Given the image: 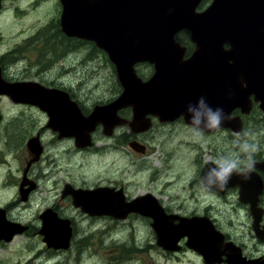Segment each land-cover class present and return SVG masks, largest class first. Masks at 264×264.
<instances>
[{"label": "flooded vegetation", "instance_id": "obj_1", "mask_svg": "<svg viewBox=\"0 0 264 264\" xmlns=\"http://www.w3.org/2000/svg\"><path fill=\"white\" fill-rule=\"evenodd\" d=\"M47 1L50 2L46 8H53L54 15H56L54 21L42 23L30 33H27L30 28H28V23H25V28L21 30V33L26 32L27 34L23 33L21 37L16 38V42L7 49L0 47L1 78L8 84H14L20 96L14 99L6 93H0V221L8 229L12 228L0 235V251L2 249L5 251V246L9 249L13 248L11 245L15 244L17 237L23 236L36 239V242L44 247V250L39 249L38 257H44V252L48 254L49 251L53 254L64 253L73 246L77 247L74 245L77 232L81 230L80 228H84L78 222L84 224L85 221L92 220L105 224L104 230H100L101 235L109 232L112 234V229H119L121 226L123 230L125 227L129 228L125 231H129L130 234H125L123 240L117 243L118 249L106 263L128 264L130 257L136 256L138 252L143 251L144 247L139 245L138 239L131 230L134 225L129 226L126 221L132 220L130 218L133 217L148 221L155 233L152 227L153 219L137 212L129 213L123 219L106 214L93 215L75 202L72 193L75 189H94L103 186L115 188L116 191L121 190L127 202L143 195H130L127 182L120 183L117 178L94 187L81 185L77 183V178L72 176H63L60 181L57 173L66 168L60 165V161L70 157H86L88 152L93 151L92 149L97 145H100L97 148L103 153L116 151L127 157L136 153L143 158L152 154L154 145L174 141L187 145L189 151L193 152L191 164L194 171L184 178V181H187L184 185L188 189L187 195L182 202L176 201L175 207L179 208L173 209L171 204L167 205L156 194L147 192L159 199L169 216H180V218L184 216L194 220L195 218H208L223 238L222 242L220 239L218 241L222 243L219 245L220 250L223 251L227 246V249L232 251L233 245L236 251L241 252L242 258L253 261V264H264V236H259L257 233V231L264 233V170L260 165L264 161V109L261 106V95L250 91L251 89L248 91L249 84L242 82L241 86L244 89L247 88V98L244 103L237 105L231 111L226 109L225 114H229L231 119H225L219 128L213 130H194L190 121H187L185 113L179 114L176 118L167 119L165 116L161 118L158 112L151 113L148 108V111L145 110V118L149 119V122H146V128L135 130L136 127L132 123L133 107L128 105L116 111L118 119L116 117L115 119L120 122L113 127L111 133L106 134L104 132L106 126L100 122L94 130L90 131V143H87V127L83 121L79 124L74 123L76 119L80 120L83 119L82 116L91 115L97 106H106L114 102L122 94L124 88L117 75V67L105 49L100 48L94 40L63 31L61 18L64 7L61 0L25 1L22 7L16 6L13 9L15 15L11 21L16 25L19 13L24 12L25 7L43 8ZM6 2L7 0H1L0 15L5 11ZM211 3L212 0H202L196 12L205 11ZM174 38L185 50L183 60H188L199 50L189 29L178 31ZM228 47V43L222 45V48ZM93 59L96 61L103 59L102 63L111 69L113 88L110 89L114 95L105 100L98 99L86 104L82 102L79 95V89L83 85L81 65L88 66ZM55 64L59 67L57 73L54 72ZM156 65L153 60L151 62L149 59L141 58L140 62L135 64L137 75L146 83L157 72ZM51 70L55 76L52 75ZM77 76L81 78L79 81H76ZM67 77L70 79H64ZM100 84L103 85L102 82ZM34 88L45 91L44 98L38 97V94L35 95L36 92L32 91ZM47 94L53 95L47 97ZM36 97L47 103L45 107L43 103L40 105L39 100L34 99ZM51 99L57 103V106L50 105ZM161 99L160 102L163 103L164 98L161 97ZM63 117L66 124H63ZM100 131L108 146H101L106 142L99 141L96 133ZM132 143L140 151L132 147ZM249 152L253 161V171L249 179L252 180L253 187H250V190H257L259 181L262 183V190L257 200V207L261 209L258 228L254 225L256 213L253 212L251 203L241 198L242 190L240 185L235 183L237 180L232 177L223 189L208 187L201 182L204 172L215 167L213 164H206L208 160L205 156H210L209 160H211L220 155L231 154L238 156L242 162H246ZM161 157V163L164 165L167 159L166 154L163 152ZM145 170H149L155 180L163 173V170L153 164L146 166ZM230 182H233V185ZM245 190L248 191L249 188ZM181 191L186 193L182 188ZM217 203L229 205L230 212L216 213ZM184 207L191 209L187 211L183 209ZM61 220L68 222L70 233H72L69 246L65 249L51 247L45 240L46 232L51 234L63 232L64 226ZM178 222L179 219L176 218L175 223ZM102 238L105 237L102 236ZM87 239L89 241H84L82 252L93 240L92 236L86 237L85 240ZM215 239L218 240V238ZM188 241V236L185 235L178 243L179 250L163 249L169 253L189 250L200 257L203 264H228L226 249L220 252V257H209V259H214V262H207L203 254L188 245ZM94 252L98 251L94 250ZM89 253L92 254V250ZM0 264H3L1 257Z\"/></svg>", "mask_w": 264, "mask_h": 264}, {"label": "water", "instance_id": "obj_2", "mask_svg": "<svg viewBox=\"0 0 264 264\" xmlns=\"http://www.w3.org/2000/svg\"><path fill=\"white\" fill-rule=\"evenodd\" d=\"M61 2L64 7L61 18L63 31L94 40L100 48L105 49L117 67V75L124 88L114 102L95 107L92 114L82 116L81 121L76 119L74 123L83 121L87 127V143H90V131L100 122L106 126L104 132L111 133L120 122L116 120V111L128 105L133 107L132 123L135 130L146 128V122H149L145 118L147 108L151 113L158 112L161 118L165 116L167 119L185 113L187 121H190L191 114L187 112V106L190 103L196 105L200 97H204L213 109L219 107L224 112L226 109L231 111L247 98V88L241 86L242 82L249 84L248 91L251 89L261 95V106L264 109V0H212L202 12H196L202 0ZM183 29L191 31V37L199 49L188 60H183L185 50L174 38L175 33ZM225 43L229 44L228 48H222ZM141 58L155 61L158 68L153 78L146 83L137 75L135 68ZM32 91L44 98L45 91L37 88ZM0 93H6L14 99L20 97L14 84L3 81L1 70ZM161 97L164 98L163 103L160 102ZM34 99L39 100L37 97ZM41 103L44 107L47 104L42 100ZM49 103L57 106L53 99ZM63 121L64 124L65 118ZM131 146L140 151L133 143ZM260 165L264 170V161ZM233 179L241 187V198L251 203L256 213L254 225L258 228L261 209L257 207V200L262 190L261 181L257 190L252 191V180H244L237 175H233ZM230 184L233 185V182ZM247 188L248 191L245 190ZM72 195L82 209L93 215L106 214L123 219L129 213L137 212L152 218L158 245L166 250H179L180 239L187 235L188 245L203 254L207 262H214L209 257H220L226 249L228 264H253V261L242 258L241 252L236 251L233 245L232 251L227 246L223 251L220 250L223 238L208 218L194 220L184 216H169L159 199L149 192L130 202L125 201L121 190L116 191L112 187L75 189ZM176 218L179 219L178 223H175ZM61 221L63 232H46L45 240L51 247L65 249L69 246L72 233L68 222ZM8 230L12 228L8 229L0 221V235ZM257 233L264 236V233ZM219 239L221 242H218Z\"/></svg>", "mask_w": 264, "mask_h": 264}, {"label": "rangeland", "instance_id": "obj_3", "mask_svg": "<svg viewBox=\"0 0 264 264\" xmlns=\"http://www.w3.org/2000/svg\"><path fill=\"white\" fill-rule=\"evenodd\" d=\"M25 1L30 0H7L4 8L5 11L0 15L1 49H7L23 33H30L33 29L35 30L38 26H41L40 24L55 20L56 15H54L53 8H46L50 2L47 1L44 3L43 8L35 6L25 7L26 10L19 13L18 19L16 20L17 24L14 25L13 21H11L13 15H15L13 9L16 6L22 7ZM25 23H28V28H30L29 32L21 33V30L25 28ZM70 60L72 59L70 58ZM102 62H104L103 59L99 61L93 59L88 66L81 65L83 85L79 89V95L82 98V102L86 104L98 99L105 100L114 95V92L110 89L113 88L111 69ZM54 67V72L57 73L59 67L57 64ZM51 73L55 76L52 70ZM81 78L77 76L76 81H79ZM64 79H70V77ZM101 82L103 85L100 84ZM96 135H98L99 141L106 142L101 146H108L102 131L97 132ZM97 147H100V145L95 146L92 149L93 151H89L86 157H70L64 161L61 160L60 165L66 168L57 173V178L61 181L63 176L76 177L77 183L90 187L117 178V181L120 183L127 182V189L132 196L144 195L147 191H150L159 196L167 205L171 204L173 209L179 208L175 207V202H182L188 193V189L184 186L187 181H184V178L190 176L194 171L193 165L191 164L193 152L189 151L187 145L178 144L174 141L156 144L153 146L152 154L144 156L143 158L138 154L136 155V153H132L128 157L116 151L103 153ZM120 150L124 151V149ZM163 152L166 154L165 158H167L164 165L161 163V155ZM152 155L154 156L152 157ZM205 159L209 160L210 156H205ZM149 164H153L158 169L163 170L162 176L157 180L153 179L149 170H145ZM181 188L186 193H183ZM216 207V213L219 211L225 213L230 212L229 205L217 203ZM183 209L189 211L191 208L184 207ZM130 219L132 220L126 221V224L129 226L131 224L134 225V227H131V230L138 239L137 242H139V245L143 246L144 249L138 252L136 256L130 257L128 264H203L201 258L189 250L172 253L165 251L157 244L155 233L148 221L136 217L135 219L134 217ZM78 223L79 225H83L84 228H80L81 230L77 232V239L74 243L77 247L73 246L70 250L59 254H53L51 251L48 254L44 252V257H38L37 253L39 249L44 250V247L40 246L36 242V239L19 236L15 244L11 245L13 248L9 249L5 246L6 250L4 251L2 249L0 251L3 264H106L108 258L118 249L117 243L123 240L125 234H130L129 231H125L129 228L125 227L123 230L121 226L119 228L120 230L118 228L112 229V234L109 232L106 235H101L100 230H104L105 228V224L102 222L98 223L88 220L84 224L81 222ZM90 236H92L93 240L82 252L81 248L85 245L84 241L88 242L89 239H85ZM102 236L105 238H102ZM91 250L93 252L92 254L89 253ZM94 250L98 252H94ZM85 251L86 253H84Z\"/></svg>", "mask_w": 264, "mask_h": 264}, {"label": "clouds", "instance_id": "obj_4", "mask_svg": "<svg viewBox=\"0 0 264 264\" xmlns=\"http://www.w3.org/2000/svg\"><path fill=\"white\" fill-rule=\"evenodd\" d=\"M187 112L191 114L190 123L194 130H213L219 128L225 119H231L229 114H225L223 108L213 109L204 97H200L196 105L190 103L187 106ZM206 164H213L215 167L204 172L201 182L205 186L220 189L225 188L229 184L233 175L249 180L253 171V161L250 152L247 155L246 162H242L238 156L228 154L208 160Z\"/></svg>", "mask_w": 264, "mask_h": 264}]
</instances>
